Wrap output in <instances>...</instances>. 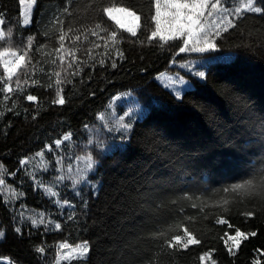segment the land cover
Here are the masks:
<instances>
[{"label": "trees", "instance_id": "16d2710c", "mask_svg": "<svg viewBox=\"0 0 264 264\" xmlns=\"http://www.w3.org/2000/svg\"><path fill=\"white\" fill-rule=\"evenodd\" d=\"M154 2L116 0L141 16L135 37L102 17L104 27L123 38L116 45L123 58L116 59L115 68L104 56L105 52L115 56L111 44L104 48V41L90 33L87 40L81 36L75 41L79 32H69L65 49L75 50L82 69L72 76L56 58L59 26L51 25L65 0H36L28 25L23 22L21 0H0L6 34L0 51L10 47L23 54L27 38L35 37L26 66L18 70L21 89L9 94L7 101L0 98V165L8 171V182L24 194L13 206L0 194V231L5 233L0 238V264H55L57 244L84 242L91 248L86 259L60 264H254L257 259L264 264V200L223 191L264 166V144L258 139L264 119V13H246L236 28L223 31L222 38H216L219 51L189 54L179 53L183 38L149 41ZM110 3L93 0L90 6L89 0H77L74 18L61 17L64 31L71 20L74 29L87 32L100 22L101 7ZM93 41L101 47L95 48ZM40 45L47 47L37 52ZM88 48L93 49L91 57L86 55ZM201 57L208 60L205 78L180 68ZM101 58L103 66L98 63ZM75 68L74 64L67 71ZM56 72L62 84L56 83ZM166 72L189 77L191 88L177 97L157 79ZM0 76L6 78L2 61ZM60 88L63 105L53 103ZM128 92L146 114L127 131L108 130L102 116L115 97ZM27 95L36 100L28 101ZM69 132L71 139L57 149L54 141ZM249 135L253 146L238 151ZM47 145H52L51 151ZM41 152L44 166L32 169L30 162ZM89 153L98 163L85 183L75 187L72 179L55 183L61 175L75 179L84 167L79 158ZM58 157H63L60 164ZM24 159L28 163L22 166ZM192 203L198 206L193 208ZM247 212L254 215L246 216ZM41 215L45 224L34 227L31 218L39 220ZM57 223L60 229L55 228ZM184 227L200 243L187 249L169 247L166 241L183 235ZM237 229L256 232L242 240L238 250L230 239ZM157 235L160 238H154ZM40 247L44 253L37 251ZM205 253L211 260L199 259Z\"/></svg>", "mask_w": 264, "mask_h": 264}, {"label": "snow or ice", "instance_id": "6c2138e0", "mask_svg": "<svg viewBox=\"0 0 264 264\" xmlns=\"http://www.w3.org/2000/svg\"><path fill=\"white\" fill-rule=\"evenodd\" d=\"M22 4L27 5H35L36 0H21ZM77 0H65V6L60 12L54 16L51 25L52 27L59 26V47L55 49L56 58L59 60L60 65L63 67L66 65V74H70L72 76L77 75L78 72L82 71L79 67V63L77 62V57L75 55L74 49H65V39L68 36L69 32H79V34L75 35V41H80L81 36L84 37L85 40L88 39V34L91 36L97 37L98 40L104 41L103 47L108 48L109 44L115 49V56L113 57L109 52H105L104 56L108 57L111 61V67L115 68L117 66L116 59L123 58V52L116 47L123 39L118 36V32L115 30H109L103 25L102 17L106 16L109 20L113 21L120 29L131 34V36L135 37L137 35V29L139 27V22L141 20V16L137 14L136 10H133L132 7L123 6L121 4L116 3V0H112V3L107 6H103L100 9L101 20L100 22L95 23L94 27L89 29L87 32L82 29H74L71 26V20H69V27L67 32L64 31L63 25L64 20L61 17L74 18L75 5ZM93 4V0H89V5ZM230 5V6H229ZM264 0H155V14L151 16V20L155 21L154 30L151 31L149 36V41L155 40L157 37L160 41L167 43L171 40H176L177 38L182 39V45L179 47V53H207V52H216L219 51V46L216 43V38H222L221 29L224 32H227L229 28H236L237 21L244 18L246 13H255L262 14L264 13ZM30 20L28 18V10L25 11V19L24 24L28 25ZM4 24V20L0 18V42L5 40V31L2 29ZM101 33H104L101 35ZM10 32L8 35L10 36ZM47 34V33H45ZM35 37H28L27 43L25 44V48L23 50V54H20L18 51H13L10 47H4L3 51H0V61L3 62V69L6 73V78L4 76H0V94H2V100L7 101L10 99L9 94L13 93L17 89H21V79L20 75H18V70L22 69L26 66V57L28 56V50L32 47V41ZM73 41V42H75ZM95 48H100L101 44L92 42ZM47 45H40L37 48V52L40 51L41 48H45ZM64 52L61 55V52ZM93 49L88 48L86 50L87 56H92ZM11 56L13 59H8L7 57ZM66 57L69 58L66 60ZM93 59H95L93 57ZM216 59H220L217 57ZM226 59V58H225ZM83 61H80L82 63ZM52 63L55 64L56 60H52ZM98 63L103 66L105 64V59L101 58ZM76 65L74 71L70 73L67 70H72L73 65ZM184 67L189 68L191 70L192 65L185 64ZM57 76L56 83L62 84L63 81L59 79L60 72H56ZM194 75L200 78H205L206 73L204 71H195ZM13 77H15V85L16 88L13 87ZM71 83V81H68ZM184 85L186 82L183 78L178 77L173 81V84ZM173 85H169L172 87ZM182 88H178L176 90V96H181ZM63 92V88H60L57 96L58 98L53 101V103L63 105L65 103V98L61 94ZM26 99L28 101H35L36 97L33 95H27ZM9 111H13V108H9ZM35 119V117H33ZM87 127V126H86ZM124 131H127L131 127V121L129 123L120 125ZM260 134L258 139L262 144H264V119L260 122ZM71 133L64 134L62 138L56 139L54 141V145L57 149L65 142L71 139ZM123 139V137H122ZM253 146L252 138H245V142L238 146V151L247 152ZM48 151L52 150V145L46 146ZM43 153H37V156H42ZM82 160L84 167L82 169H78V173L75 179L68 176H58L56 178L55 183L59 184L65 179H72L73 187L78 184L85 183L87 181V176L90 172L94 171L96 164L98 163L91 154H87L85 157H80ZM264 159V157H262ZM63 161V157L57 158V163L60 164ZM21 165H25L28 163L27 159L20 161ZM2 167V165H0ZM68 171L71 172V165L68 166ZM14 175V174H13ZM90 183V182H89ZM5 184L4 179H0V185ZM41 187L43 185L41 184ZM45 191H51L50 189H45ZM224 192H231L233 194H238L241 197H247L249 199H261L264 200V166L254 169L251 173V178L244 180L242 183H234L230 187L223 189ZM52 196L58 195L56 192H51ZM186 200H193L192 196H185ZM198 199V198H197ZM64 203L68 207H73L68 201H64ZM176 203V201H173ZM227 203V201H225ZM198 205L196 203H192L191 207L195 208ZM182 210V209H181ZM246 216L254 215V212L245 213ZM21 219L24 218V213H20ZM72 219L71 216L68 217ZM191 221V217L187 218ZM223 222V221H217ZM31 224L35 227L39 224H45V220L43 216H40V219L37 220L35 218H31ZM182 225H177L180 227ZM231 227V225H230ZM56 229H60L61 225L59 223L55 224ZM17 233L21 232V229L17 227L15 229ZM5 235L3 231H0V238ZM255 236L256 232L245 233L241 232L239 229L236 230L234 236L230 237L233 241V246L238 250L240 247V243L242 240L247 239L248 236ZM154 238H160L159 235ZM169 247H182L187 249L190 245L199 244L200 240L196 238L193 232L189 231L187 227L183 228V235L176 234L171 237V239L166 241ZM60 248H68V244H61ZM38 252H44V248H37ZM91 251V248L87 242L77 245L73 248L67 256L63 257L65 260L69 259L72 256H77L81 259H86L88 253ZM229 252L233 255L235 253L232 252V248H229ZM201 261L211 260V254L205 253L203 256L199 258ZM212 264H215V261H212ZM254 264H261V262L257 259Z\"/></svg>", "mask_w": 264, "mask_h": 264}, {"label": "rangeland", "instance_id": "374dc122", "mask_svg": "<svg viewBox=\"0 0 264 264\" xmlns=\"http://www.w3.org/2000/svg\"><path fill=\"white\" fill-rule=\"evenodd\" d=\"M22 6H23V15H22L23 16V22L25 19L26 9L28 10V18L31 22V16H32V11H33L34 5L22 4ZM139 26H140V22H139ZM138 29H139V27H138ZM138 29H137V31H138ZM221 32H223V29H221ZM191 53H189V54H191ZM9 59H13V58H9ZM207 61L208 60L204 57H201L200 59H192L191 61H186L184 63H181L180 68L182 67V71L188 73L189 75L197 77L194 75L195 71H204L206 73ZM189 63L192 65L191 70L189 68L184 67L185 64H189ZM178 77L183 78V80L186 83L182 86L179 85L178 83L173 84V81ZM198 78H200V77H198ZM157 79L160 83H162L166 88H168L169 90H171L175 94H176V90L178 88H182L183 90L181 92V96L184 93V91L191 88V86H192L190 78L187 76H184L183 74H180V73L172 74V73L166 72V73L159 75ZM200 79H203V78H200ZM169 85H173V86L169 87ZM122 107L124 109V112L122 111V113H120L119 109ZM145 114H146V109H144V107H142V105L138 102V100L136 99V96L132 92H128V93H124L122 95H118L117 97H115V99L109 105L108 111L106 113H104V115L102 116V123L105 126V128H107L108 130L114 128L115 131L116 130L120 131L119 130V129H121L120 125L122 123L127 124V123H129V121H131V124H132L134 122V120L141 118ZM43 163H44L43 158H42V156H40L37 160L31 161L30 166L32 167V169H40L44 166ZM7 174H8L7 169L4 166L0 167V179L5 180V184L0 185V194L3 196L5 202L8 205L13 206L18 201L22 200V198L24 197V194L22 191L18 190L15 186H12L8 182ZM61 244H68V243H59L54 248V251L57 254V259L55 261V264H60L63 261H65V259L63 257L67 256L68 253L73 248H75L77 246V245L68 244L69 245L68 248H60L59 246ZM73 258H79V257L72 256L69 259H73ZM69 259H67V260H69ZM5 261L8 262L7 260H5Z\"/></svg>", "mask_w": 264, "mask_h": 264}]
</instances>
